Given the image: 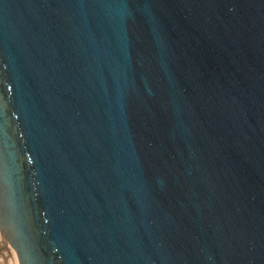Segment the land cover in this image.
I'll return each instance as SVG.
<instances>
[{"label": "water", "instance_id": "1", "mask_svg": "<svg viewBox=\"0 0 264 264\" xmlns=\"http://www.w3.org/2000/svg\"><path fill=\"white\" fill-rule=\"evenodd\" d=\"M0 236L264 264V0H0Z\"/></svg>", "mask_w": 264, "mask_h": 264}, {"label": "rangeland", "instance_id": "2", "mask_svg": "<svg viewBox=\"0 0 264 264\" xmlns=\"http://www.w3.org/2000/svg\"><path fill=\"white\" fill-rule=\"evenodd\" d=\"M0 246H3L1 236H0ZM4 248L6 249V247H4ZM4 248H0V264H12L11 263L12 261L9 258L10 256H9L8 252L12 250L11 253H15V251L10 247H8L7 250H5Z\"/></svg>", "mask_w": 264, "mask_h": 264}, {"label": "bare ground", "instance_id": "3", "mask_svg": "<svg viewBox=\"0 0 264 264\" xmlns=\"http://www.w3.org/2000/svg\"><path fill=\"white\" fill-rule=\"evenodd\" d=\"M6 247V246H5ZM7 247H10V248H12L10 245H7ZM13 249V248H12ZM12 251V250H11ZM11 251H9L8 252V254H9V258L11 259V263L12 264H18V260L16 259L17 258V256H15L16 255V253H11Z\"/></svg>", "mask_w": 264, "mask_h": 264}]
</instances>
